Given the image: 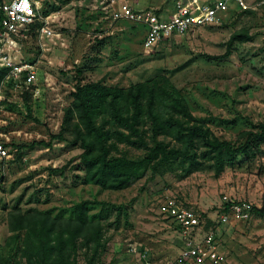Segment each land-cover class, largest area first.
<instances>
[{
    "label": "rangeland",
    "instance_id": "obj_1",
    "mask_svg": "<svg viewBox=\"0 0 264 264\" xmlns=\"http://www.w3.org/2000/svg\"><path fill=\"white\" fill-rule=\"evenodd\" d=\"M34 1L54 36L40 38L34 29L23 42L21 58L37 68L27 101L12 83L0 85V143L9 152L0 160V264L8 257L13 262L17 245L10 242V210L68 218L73 207L86 200L121 208L103 221L105 249L95 264H138L142 251L156 261L175 258L185 237L162 213L170 201L203 220L201 232L193 236L202 237L215 225L225 256L221 264H264L262 216L216 223L223 197L264 210V142L252 145L217 175L212 155L197 140L194 163L164 165L127 189L113 191L82 183L77 167L82 150L71 145V130H62L77 84L102 82L126 89L163 77L212 136L234 147L244 144L243 134L258 132L264 121V0H244L248 9H230L218 24L192 29L149 52L143 49L144 29L114 21L112 13L126 4L169 15L175 0ZM238 32L247 33L250 40L234 42L226 55L228 41ZM58 135L62 139H51ZM159 139L175 145L170 136ZM38 141L50 146L28 147ZM17 146L26 149L18 155ZM119 154L137 159L143 151L120 146ZM60 168L63 173L51 171ZM100 210L92 205V219L99 220ZM77 254L78 264H85L92 253L79 247Z\"/></svg>",
    "mask_w": 264,
    "mask_h": 264
},
{
    "label": "trees",
    "instance_id": "obj_2",
    "mask_svg": "<svg viewBox=\"0 0 264 264\" xmlns=\"http://www.w3.org/2000/svg\"><path fill=\"white\" fill-rule=\"evenodd\" d=\"M39 27V23L34 24L32 31ZM249 40L247 33L233 34L227 43L226 55L234 42ZM6 75L7 70L0 68V85ZM30 89L21 88L26 101ZM68 128L74 136L71 145L82 150L77 166L82 172V183L113 191L127 189L147 173L154 175L164 165L180 160L194 163L197 140L212 155L217 175L226 165L231 166L238 155H246L252 145L264 142V121L259 124L258 132L243 134L245 143L240 146L215 138L197 122L180 92L163 77L126 89L102 82L77 84L62 125L63 132ZM168 136L175 143L173 147L159 139ZM51 139L62 138L58 135ZM35 146L47 148L50 143L38 141L28 147ZM120 146L141 150L143 155L129 158L119 154ZM16 149L18 154L26 146ZM63 170L51 171L63 173ZM92 205L101 207L99 220L90 216ZM120 210L108 202L89 200L75 205L68 218L13 208L7 214V226L12 234L11 245L15 242L17 245L13 262L8 257L3 264H78L79 247L92 253L85 264H95L105 249L103 221L110 214L118 215ZM253 213L263 216L264 210L254 208Z\"/></svg>",
    "mask_w": 264,
    "mask_h": 264
},
{
    "label": "built area",
    "instance_id": "obj_3",
    "mask_svg": "<svg viewBox=\"0 0 264 264\" xmlns=\"http://www.w3.org/2000/svg\"><path fill=\"white\" fill-rule=\"evenodd\" d=\"M230 9L246 10L248 7L244 0H175L172 13L165 15L123 4L112 13V18L141 26L144 29L143 49L149 52L161 42L183 36L192 29L218 24ZM45 19L34 0H0V68L7 70L3 82H11L17 89L34 86L36 64L21 58L22 45L37 22L40 23L36 30L40 38L54 36ZM8 157V149L0 143V160ZM223 200L217 225H227L233 218L246 222L254 217L255 207L251 203L227 197ZM162 213L182 230L183 247L175 258L165 261H156L147 251H142L137 256L138 264H221L225 261L219 250L216 227L202 237L193 236L196 231L201 232L204 222L192 210L170 201L162 207Z\"/></svg>",
    "mask_w": 264,
    "mask_h": 264
},
{
    "label": "crops",
    "instance_id": "obj_4",
    "mask_svg": "<svg viewBox=\"0 0 264 264\" xmlns=\"http://www.w3.org/2000/svg\"><path fill=\"white\" fill-rule=\"evenodd\" d=\"M220 248V247H219Z\"/></svg>",
    "mask_w": 264,
    "mask_h": 264
}]
</instances>
